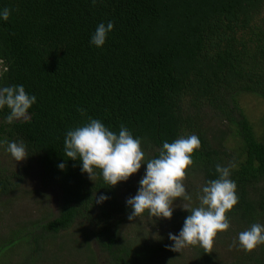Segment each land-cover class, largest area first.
Here are the masks:
<instances>
[{"label": "trees", "instance_id": "trees-1", "mask_svg": "<svg viewBox=\"0 0 264 264\" xmlns=\"http://www.w3.org/2000/svg\"><path fill=\"white\" fill-rule=\"evenodd\" d=\"M4 8L12 11L0 19V87L22 85L36 103L29 119L11 124L10 110L0 109L1 149L4 141L22 142L43 186H58L60 195L56 210L8 228L0 259L10 260L16 247L24 256L17 264H50L47 243L86 225L89 264H184L182 253L168 250L172 241L149 244L122 233L131 208L118 185L106 184L98 169L91 180L82 161L65 156L67 131L92 118L141 139L146 168L165 141L198 136L186 175L199 185L183 201L192 208L200 206L202 187L218 178L216 165L234 162L238 204L227 213L230 228L217 234L211 252L188 247L195 264H216L221 249L234 258L226 264H264V244L249 253L238 239L254 223L264 225V129L255 133L239 103L246 94L264 101V0H0ZM109 21L114 29L105 45H92L97 26ZM228 136L238 144L235 155L224 147ZM23 171L0 172V212L26 193ZM94 195L109 199L98 204ZM190 214L173 208L167 222L179 231Z\"/></svg>", "mask_w": 264, "mask_h": 264}, {"label": "clouds", "instance_id": "clouds-1", "mask_svg": "<svg viewBox=\"0 0 264 264\" xmlns=\"http://www.w3.org/2000/svg\"><path fill=\"white\" fill-rule=\"evenodd\" d=\"M93 5L96 0H92ZM11 9L0 10V19L8 21ZM114 23H100L93 35L91 44L102 48ZM36 103V97L26 93L22 85L0 87V109L5 106L10 110L6 122L29 119V109ZM82 115L84 110L80 109ZM7 151L16 162L27 159L26 146L21 143L4 141ZM142 140L134 138L126 126L121 125L118 134L106 127L100 120L89 118L84 125L67 131L64 139V153L70 160L82 161V172L91 180L97 177L100 170L103 181L116 186L127 181L139 172L145 161V153L141 148ZM201 146L195 134L181 137L172 143L165 141L159 151L158 158L149 159L144 177L140 180L137 195L127 199L131 208L128 215L135 221L147 212L151 217L171 219L173 201L182 198L191 201L184 185L187 170L193 164L192 156ZM65 168L64 164L59 165ZM236 167L233 162L228 166L216 165L218 178L207 182L198 194L199 207L192 208L183 203L181 207L191 214L186 217L179 234L169 233L173 242L169 251L180 252L186 246L199 244L207 252H211L218 233L230 228L227 213L238 204L237 185L230 179L231 170ZM95 203L103 204L109 199L106 195L93 196ZM158 237V236H157ZM239 245L242 250L251 253L258 245L264 244V225L254 223L250 229L239 233ZM235 244V241L233 242Z\"/></svg>", "mask_w": 264, "mask_h": 264}, {"label": "rangeland", "instance_id": "rangeland-1", "mask_svg": "<svg viewBox=\"0 0 264 264\" xmlns=\"http://www.w3.org/2000/svg\"><path fill=\"white\" fill-rule=\"evenodd\" d=\"M239 103L243 109L245 115L248 117L249 121L252 123L255 133L261 136L263 132V119H264V101L253 95H242L239 97ZM225 141V148L231 155H235L238 149V144L236 145V140L227 137ZM27 167V171L24 173L26 179L24 182L25 194L17 195L11 198L9 202L4 205V208L0 212V239L4 238L8 234V228L14 226V223H23L29 219H37L40 216H44L48 212L56 210L58 205V198L60 195L59 187L50 184L45 188L41 182V173L39 167L36 163L28 162L27 159L24 161L16 162L11 154L5 150L1 149L0 145V172H5L7 174L24 172ZM146 172L145 165L141 166V169L136 174L132 175L127 181H121L118 184L119 192L122 198L127 200L130 197H134L138 193L140 188V180L144 177ZM184 185L186 192L189 190H194V187L199 185V179L197 177H188L184 180ZM45 196H48L45 198ZM187 202V201H186ZM182 198H179L172 203V207L175 209H183L181 205L183 204ZM188 203V202H187ZM167 219L163 218L162 224L153 220L150 215L145 214L138 217L135 221H130L129 219L124 221L118 228L122 233L128 232L134 236H139L140 238H146L149 244H157L158 242L170 243L169 233L178 235V231L174 227H171ZM13 224V225H12ZM90 228L89 226L82 225L78 229L72 230L66 236L56 238L47 243V247H50L51 255L50 257H55L54 262L51 260L50 264H89L91 259V254L89 253L88 247V236ZM158 236V237H157ZM2 241V239H1ZM173 243V242H172ZM18 248H24L19 247ZM12 253H10L11 259H0V264H17L21 262L22 257H24L19 249L16 247L12 248ZM222 250V251H221ZM215 251L214 255L216 257V264H226L233 261L232 254L228 251L221 249ZM7 250L1 251L0 255L7 253ZM25 252V249H24ZM23 252V253H24ZM180 253V261L184 264H195V260L192 259L193 250L188 246L183 248ZM50 254V253H49ZM57 256L59 257L57 261ZM4 257V256H3ZM6 257V258H7ZM102 256L97 258L98 262L103 261ZM238 258V257H237Z\"/></svg>", "mask_w": 264, "mask_h": 264}]
</instances>
